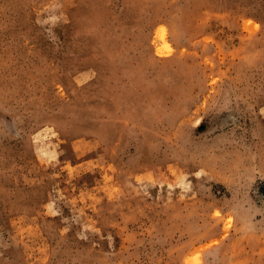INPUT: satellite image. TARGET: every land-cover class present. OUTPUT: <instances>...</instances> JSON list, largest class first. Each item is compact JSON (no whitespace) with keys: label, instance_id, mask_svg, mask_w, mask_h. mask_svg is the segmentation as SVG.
Returning a JSON list of instances; mask_svg holds the SVG:
<instances>
[{"label":"rangeland","instance_id":"1","mask_svg":"<svg viewBox=\"0 0 264 264\" xmlns=\"http://www.w3.org/2000/svg\"><path fill=\"white\" fill-rule=\"evenodd\" d=\"M0 264H264V0H0Z\"/></svg>","mask_w":264,"mask_h":264},{"label":"bare ground","instance_id":"2","mask_svg":"<svg viewBox=\"0 0 264 264\" xmlns=\"http://www.w3.org/2000/svg\"><path fill=\"white\" fill-rule=\"evenodd\" d=\"M159 52H161V53H162V52H163V50H161V49H160V50H159Z\"/></svg>","mask_w":264,"mask_h":264}]
</instances>
